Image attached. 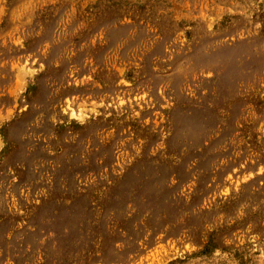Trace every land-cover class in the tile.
<instances>
[{"label": "rangeland", "instance_id": "rangeland-1", "mask_svg": "<svg viewBox=\"0 0 264 264\" xmlns=\"http://www.w3.org/2000/svg\"><path fill=\"white\" fill-rule=\"evenodd\" d=\"M0 264H264V0H0Z\"/></svg>", "mask_w": 264, "mask_h": 264}]
</instances>
